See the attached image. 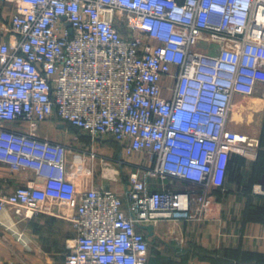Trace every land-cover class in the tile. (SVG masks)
<instances>
[{"label": "built area", "instance_id": "obj_1", "mask_svg": "<svg viewBox=\"0 0 264 264\" xmlns=\"http://www.w3.org/2000/svg\"><path fill=\"white\" fill-rule=\"evenodd\" d=\"M6 5L0 164L32 179L0 187V216L57 203L73 212L64 264H148L141 227L203 219L229 153L260 147L228 123L236 97L264 96V0H0L3 14ZM52 119L91 142L109 138L118 156L39 136ZM111 164L120 191L94 184Z\"/></svg>", "mask_w": 264, "mask_h": 264}, {"label": "crops", "instance_id": "obj_2", "mask_svg": "<svg viewBox=\"0 0 264 264\" xmlns=\"http://www.w3.org/2000/svg\"><path fill=\"white\" fill-rule=\"evenodd\" d=\"M5 7L8 12L13 8ZM3 21H7L6 14L0 11V36H9ZM263 110V91L258 87L254 97H236L228 127L240 133L241 120L255 122L257 113ZM36 132L62 143H70L76 137L80 144L85 141L74 127L57 119L37 125ZM261 151L229 153L216 172L203 219L160 221L150 225V230L142 226L149 242L148 264H264V151ZM109 177L108 181L96 179L94 184H108L120 191L114 176ZM31 179L30 173H12L0 164V187L4 190L12 191ZM165 185L184 187L180 182ZM150 188L159 189L161 184L150 181ZM46 207L49 209L23 220L10 211L1 214L0 228H15L23 233L24 240L4 244L0 239V264H64L75 236L69 219L73 212L57 203Z\"/></svg>", "mask_w": 264, "mask_h": 264}, {"label": "rangeland", "instance_id": "obj_3", "mask_svg": "<svg viewBox=\"0 0 264 264\" xmlns=\"http://www.w3.org/2000/svg\"><path fill=\"white\" fill-rule=\"evenodd\" d=\"M0 11L2 12L1 8ZM4 14H6V19H8L9 12L8 13L4 12ZM241 121L242 122L239 124L240 126H242V128L240 129L239 132L240 133L242 132L243 135L248 136L250 138L258 139L260 142L259 150L264 151V110L263 112L259 111L257 113L255 122H248V120H241ZM81 144L82 146L93 145L97 151L102 152L103 154H108L109 156L111 155L112 157H117L119 153L118 145L115 144L113 141H111L109 138H106L104 140H97L95 142H91L90 140L87 139V141L85 140ZM121 172L122 169L117 164H111L109 167L99 165L97 167L95 177L96 179H100L102 176H104V178L109 176H114L118 180ZM0 239L4 244H12L16 242H22L24 240V236L23 233L17 231L15 228L7 229L3 227L0 228Z\"/></svg>", "mask_w": 264, "mask_h": 264}, {"label": "trees", "instance_id": "obj_4", "mask_svg": "<svg viewBox=\"0 0 264 264\" xmlns=\"http://www.w3.org/2000/svg\"><path fill=\"white\" fill-rule=\"evenodd\" d=\"M69 127V126H68ZM70 127H72V126H70ZM75 128V127H74ZM76 129V131H78L79 133H80V131L77 129V128H75ZM82 138L84 139V140H86L87 141V137L85 138L84 136H82ZM89 140V139H88Z\"/></svg>", "mask_w": 264, "mask_h": 264}, {"label": "water", "instance_id": "obj_5", "mask_svg": "<svg viewBox=\"0 0 264 264\" xmlns=\"http://www.w3.org/2000/svg\"><path fill=\"white\" fill-rule=\"evenodd\" d=\"M150 227L151 226H143L142 228L145 229V230H150Z\"/></svg>", "mask_w": 264, "mask_h": 264}]
</instances>
